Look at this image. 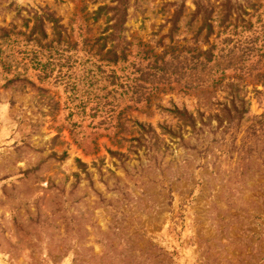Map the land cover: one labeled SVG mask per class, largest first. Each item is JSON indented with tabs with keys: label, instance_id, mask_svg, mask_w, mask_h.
Listing matches in <instances>:
<instances>
[{
	"label": "rangeland",
	"instance_id": "374dc122",
	"mask_svg": "<svg viewBox=\"0 0 264 264\" xmlns=\"http://www.w3.org/2000/svg\"><path fill=\"white\" fill-rule=\"evenodd\" d=\"M114 5L0 0V264H264V0Z\"/></svg>",
	"mask_w": 264,
	"mask_h": 264
},
{
	"label": "trees",
	"instance_id": "16d2710c",
	"mask_svg": "<svg viewBox=\"0 0 264 264\" xmlns=\"http://www.w3.org/2000/svg\"><path fill=\"white\" fill-rule=\"evenodd\" d=\"M125 1L126 0H116V5H114L113 7H101L98 9V11L95 13L96 15H100L101 13L104 12V15L109 16L108 20L113 22V24L110 27L111 30V34L110 37H116L117 35L119 36V33L122 32L123 30V22L125 20ZM182 7L178 8L176 11H174L173 16L166 21V24H169V30L167 35L171 36V34L173 33V31L176 29V23L178 22V17L181 13V9ZM198 11V9H197ZM109 12V13H107ZM201 26L199 29V32H202L203 30H206V37L205 39L208 38V36L211 34V17H209V15H201ZM121 36V35H120ZM113 49H115V47H112ZM113 56V58H116L117 55L115 53V51H111L110 52ZM232 105L231 109H228L226 107H223L222 105H219V112H218V117H222V119H227L229 125H231L232 121L236 118H242L244 115H246L247 113V109L244 107V104L240 106V108H236L234 106V100L232 99L231 103ZM222 106V107H221ZM176 117H181L183 119L186 120V122L189 124V127H191V129H195V125H196V119L194 118V116L192 115H188L185 111L182 112H178L177 110H175V112L173 113ZM222 119H218L217 122L221 123L220 121H222ZM200 121V120H199ZM202 122V121H201ZM140 127L142 128L143 126L140 125Z\"/></svg>",
	"mask_w": 264,
	"mask_h": 264
}]
</instances>
